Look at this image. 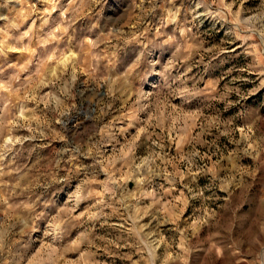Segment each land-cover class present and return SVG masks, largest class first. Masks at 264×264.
I'll return each mask as SVG.
<instances>
[{"label": "rangeland", "instance_id": "obj_1", "mask_svg": "<svg viewBox=\"0 0 264 264\" xmlns=\"http://www.w3.org/2000/svg\"><path fill=\"white\" fill-rule=\"evenodd\" d=\"M0 264H264V0H0Z\"/></svg>", "mask_w": 264, "mask_h": 264}]
</instances>
